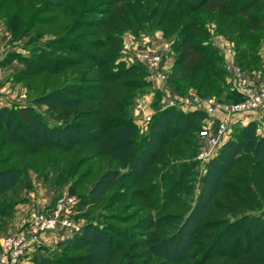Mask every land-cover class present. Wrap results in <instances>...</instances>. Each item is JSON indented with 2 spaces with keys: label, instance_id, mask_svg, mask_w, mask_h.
Listing matches in <instances>:
<instances>
[{
  "label": "trees",
  "instance_id": "1",
  "mask_svg": "<svg viewBox=\"0 0 264 264\" xmlns=\"http://www.w3.org/2000/svg\"><path fill=\"white\" fill-rule=\"evenodd\" d=\"M63 1H67L70 6L65 13L74 18L69 26L64 28L62 22L65 14L62 15L60 28L63 33L58 35L51 46H58L57 48L65 50L66 53H56L47 45V48L37 51L35 57L25 61L28 69L22 71L28 79L35 75L40 77L42 91L36 92L33 100L46 103L53 115L63 121L59 124H50L47 118L30 104L16 107L0 105V153L6 152L4 156L0 154V220L12 214L15 205L25 200L24 193L31 187L27 170L29 168L37 170V167H34V161H27L26 157L37 156L40 152L43 153L44 149L55 150L51 156H41L42 163L48 165L42 175L46 178L52 171L58 176L54 181L55 184H59L62 179L59 176L65 173V167H68L69 174L72 167L87 158L97 159L107 156L108 163L112 158L116 159L121 167L128 169L126 174L130 182L140 179L149 170L150 167L147 165L150 162L159 160L163 167L161 173L165 182L172 188H177L182 177L196 164V159L192 157L176 163L178 156L190 153H187L179 142L171 145L169 143L172 137L181 133L191 136L193 133L190 130L187 132L189 128L196 130L197 137L201 127L200 119L204 117L205 111L202 109L183 111L174 106L154 109L148 130L139 133L131 110L133 95L138 87L149 82L123 78L129 73H135L133 68L113 70L107 67V64L111 63L110 57L112 58L114 51L108 54L109 59L104 57L98 66L97 62L85 64L93 58L89 50L88 57L78 59L76 57L78 44L70 36L76 32V26L80 21H83L78 18V15L83 13L82 7L77 12L76 2ZM154 1L149 10L148 4L142 6L144 13L140 8L137 10L139 3H134L129 6L128 15L138 17L141 14L142 18L147 19L154 17L157 24L169 18L175 21L171 33L175 34L172 47L176 52V63L168 73V81L172 89L180 93L195 90L201 95H214L224 101L241 99L242 95L225 82V75L228 72L226 73L221 65L223 62L221 54L202 41L205 30L202 27L203 19L215 17L217 26L233 40L237 50V63L242 69L252 71L258 69L257 45L264 35V0H192L189 3H184L188 0ZM158 1L164 4L162 11L161 5L157 4ZM58 3L52 1V4ZM54 7L61 6L58 4ZM47 12L49 11L44 9L41 14ZM196 12H200L202 17L191 18ZM42 18L41 23L47 24L52 20L55 21L56 15H44ZM115 19L122 21V13L116 14ZM33 20L30 16L24 30L29 29L30 24L34 23L31 22ZM27 33L25 31L22 34L24 36ZM109 36H111L110 40L117 39L114 33ZM89 45L86 43L85 46ZM85 50L86 48L81 49L82 53ZM12 58V55H8L3 62L10 63ZM83 67L84 69L80 70ZM141 68L139 66L138 69L143 70ZM95 71H99V74L96 75L97 72L95 76L93 74L96 83L92 80L90 83V80H87L90 76L87 74ZM30 81L27 82L29 89L32 83ZM87 87L92 92L86 90ZM84 100L91 102L89 107L74 110ZM77 115L87 117L86 122L75 120ZM261 116L264 118V107L261 109ZM256 129L255 119L241 123L237 127L236 135L225 140L217 156L208 162V169L211 162L217 164L214 170L209 169L201 180L198 199L193 209L196 229L217 225H220V228L208 234L210 237L207 245L208 253L199 264L209 263L214 257H223L227 264H264V132L258 133ZM74 145L78 147L74 149L75 152H79L81 146H89V151L86 156H80L69 162L64 153ZM194 146L197 148V144ZM231 167H236L241 174L228 173ZM171 169L178 171L177 178L165 174ZM120 175L119 166L112 169L107 167L100 177L95 179L94 184L82 192L78 206L83 208L87 203L91 205L92 200L88 201L91 199L90 195L101 196ZM223 176L238 181L239 190L243 191V194L236 192L237 187L227 182L228 179L222 181ZM166 189L163 196L166 195ZM139 191L149 194L150 186L144 182ZM246 191L248 193L244 194ZM215 195H218L220 200H213ZM229 197L235 198L234 202L230 201ZM211 207L225 211V216L228 214L232 218L223 216L222 221H217L216 219L222 218L218 216V218L201 220V215L208 212ZM92 229L93 226L88 222L82 225L80 233L74 235L75 241L80 246L90 245L91 250L73 255L64 254L59 257L58 262L108 263V256L104 254L106 252L93 250L92 246L94 244L97 246L99 243L90 235Z\"/></svg>",
  "mask_w": 264,
  "mask_h": 264
},
{
  "label": "rangeland",
  "instance_id": "2",
  "mask_svg": "<svg viewBox=\"0 0 264 264\" xmlns=\"http://www.w3.org/2000/svg\"><path fill=\"white\" fill-rule=\"evenodd\" d=\"M52 1L53 0H0V105L16 107L30 104L40 111L50 124H59L63 120L55 117L46 103L33 100L34 94L42 91L41 84L39 83L41 82L40 77L35 75L28 79L26 74L24 75L22 73V71L28 69L25 61L31 59L33 56L35 57V53L41 48H47V45L51 47L50 49H54L56 53H66L65 50L57 48L58 46H51V43H55L54 41L57 40L58 35L63 33L62 28H60L62 15L65 14L64 21L62 22L64 28L69 26L74 17L65 13V11L70 9L67 1L55 0L57 3L59 2L60 8L66 6L67 9L54 7L58 4H52ZM73 1L78 4L77 12H79L81 7L83 11V13L78 15V18L83 19V21H80L76 26V32L70 36L72 39H75L78 44L76 48V57L78 59H84L85 56L88 57L89 50L93 55L92 59L95 58L96 60L93 61L91 59L89 62L86 61L85 64L97 62L96 65L98 66L102 63L101 61L104 57L109 59L108 54L114 51L112 58L110 57L111 63L107 64V67L113 70L133 68L135 69V73H129L123 78H135L137 80L149 82L148 84L138 87L137 92L133 95V107L138 98L151 96L150 104L153 109L158 110L162 108L166 102L164 92L157 87L159 84L157 78L149 73L147 68L137 60L135 54L140 50L146 51L148 48H150L151 51H156L157 54L161 53L162 62L160 64V70L166 74L165 84L172 89L168 81V73L176 63V52H174L172 47L175 34L171 33L175 27V21L170 18L164 19L161 21L160 25L157 24V20L154 17L147 19L142 18L141 14H139L138 17L137 15H135V17L128 15L129 6L134 3H139L137 10L140 8L141 12L144 13V7L142 8V6L148 4L149 10L155 2L154 0ZM190 1L192 0H188L184 3H189ZM157 4L161 5L162 11L164 4L160 1H158ZM44 9L49 12H47V14H41ZM120 13L123 15V20L117 21L115 15ZM52 14L56 15L55 21L52 20L47 24L41 23L44 15ZM30 16L34 19L31 22L34 23L30 24L28 30H24L29 22ZM194 16L202 17V14L196 12L191 18ZM136 19L139 20L136 21ZM202 27L205 29L202 39L203 43H207V45L215 48L217 52L221 54L223 58L221 65H223L226 73L228 72L231 60L233 61L231 65H237L242 69L236 61L237 50L233 40L228 38L229 36L217 26L215 17L204 18ZM25 31L28 33L23 36L22 33ZM112 33L117 36L116 40H110L111 36L109 35ZM199 37L201 38V36ZM86 43L90 45L85 46ZM227 44L231 46V59L227 57L229 54V52L226 51ZM257 46L259 58L256 59V62L258 63V69L255 68L256 70L253 69L252 71L242 70L250 81L254 82L256 85L262 86L264 85V35L260 44ZM83 48H86L84 53L81 51ZM8 55H12L13 57L11 62H3ZM139 66L142 67L145 72L138 69ZM83 69L84 67L80 68V70ZM78 73L80 74L81 71ZM95 73L97 75L99 71L87 74V76H90L89 79L87 78L88 81L90 80V83H96L94 80ZM227 75H225V82L231 87ZM28 80L32 82L30 89L27 87ZM86 90L92 92L88 87ZM192 92L197 93L195 90H192ZM93 94H95V91ZM197 94L201 97H208L199 93ZM90 103V101L84 100V102L77 105L74 110L88 108ZM133 107H131V110L134 116ZM177 109L187 111L180 107H177ZM206 117L207 113L205 112L204 117L200 119L201 124ZM254 119L257 121L256 131L258 133H263L264 118L261 116V110L256 113ZM75 120L86 122L87 117L77 115ZM134 121L139 133H145L148 130L150 122H140L139 118L135 116ZM241 123L244 124L243 121L237 120L232 124L228 138L236 135L237 127L241 125ZM189 130L193 133L191 136L181 133L176 137H172L169 143V145H171L172 143L175 144L179 142L184 146L186 152L190 153L189 155L178 156L176 163H179V160H188L189 157L196 159V164L182 177V181L177 188L169 187L165 182L161 173L163 167L160 165L159 160L150 162L147 165L150 167L149 170L152 171L147 170L140 178L141 180L137 179L136 182H130L126 174L128 169L121 167L119 161L116 159L112 158V161L108 163L107 156L97 159L87 158L86 160L83 159L79 165L72 167V171L69 174L67 173L68 167H65V173L61 177L59 176L60 179L62 178L64 180L61 179L59 184H55L54 181L58 176L53 174L52 171L46 178L42 175V172L48 165L43 164L41 159V156H51L54 154L55 150L53 148L44 149V152H40L37 156H27L26 160L31 162L34 161V167H37V170L32 168L27 170L31 187H29L24 194L26 196L27 193L29 194L32 190L36 191L37 196L45 197V206L42 208L41 206L38 208L37 206H31L23 216L31 210L51 211V208L54 207L55 201H57L59 197L71 195L74 196L75 200L72 205L64 211V214L72 222L80 223V227L75 230L71 226L62 227L58 224L60 228L56 227L45 230V232L37 237V241L32 244L26 256L22 259L21 264H69L63 261L58 262L59 257L64 254L73 255L91 250L90 245L86 247L80 246L74 239L75 233H80L82 225L88 222L93 226L90 235L93 236V240L95 239L99 243L97 246L93 243V250L95 252H106L104 253L108 256V263L106 264L201 263L208 253L207 245L210 240L208 234L218 230L220 225L196 229V218L193 209L198 199L202 177L208 173L207 171H209V169L214 170V166L217 164L211 162V166L209 165L208 169V162L211 158L217 156L219 150L207 160L196 158V154L199 151V144L201 143L200 137L198 135L197 137L195 136L196 130L189 128L187 132H190ZM195 144H197V148L194 146ZM75 148L78 147L74 145L72 149L64 153L66 160L69 162H73L80 156H86L89 151V146H81L78 149L79 152H75ZM5 153L0 154L4 156ZM116 166H119L121 172L118 180H115L101 196L94 194L90 195L91 199L88 201L90 202V200H92L91 205L87 203L83 205V208L79 207L78 200L82 192L93 185L95 179L99 178L100 174L106 170L107 167L112 169ZM232 172L241 174L236 167H231L228 173L231 174ZM259 172L258 169V173ZM166 173H168L167 175H172V178H177L178 171L171 169L165 172V174ZM145 178H147V181H145ZM226 179L228 178L223 176L222 181ZM108 180L109 179H107V181ZM144 182H146V185L150 186L149 194H143L142 191H139L140 186L144 184ZM227 182L234 185L233 187H237L235 188L236 192L243 194V191L239 190L240 183L238 181H235L234 178H229ZM165 189L166 195L163 196L162 194ZM247 193L246 191L244 194ZM218 198L219 196L215 195L213 200H220ZM27 199L28 198H25L23 201ZM229 200L234 202L235 198L229 197ZM40 202H42V200ZM258 204L255 205L259 206ZM240 208L244 209L243 207ZM218 216L222 218L219 219ZM223 216H225V211L211 207L208 212L201 215V220L217 217V221H222ZM228 217L230 218V215L227 214L225 218ZM16 230L17 228L12 231ZM206 264L227 263L224 261L223 257H214Z\"/></svg>",
  "mask_w": 264,
  "mask_h": 264
},
{
  "label": "built area",
  "instance_id": "3",
  "mask_svg": "<svg viewBox=\"0 0 264 264\" xmlns=\"http://www.w3.org/2000/svg\"><path fill=\"white\" fill-rule=\"evenodd\" d=\"M227 57L231 59V46L226 45ZM137 60L147 68L149 73L157 78L159 87L165 95L166 102L163 107L176 106L186 110L202 109L207 117L198 130L200 137L199 151L196 158L207 160L217 153L223 142L229 137L232 124L246 119L264 107V85L259 86L250 81L245 72L237 65L228 68L227 79L231 88L239 92L242 97L236 101L224 102L216 96L201 97L192 90L180 93L172 90L165 84L166 74L160 70L162 62L161 53L156 51L140 50L135 54ZM228 59V60H229ZM151 96L138 98L134 103V116L140 122H150L154 109ZM74 196H62L55 201V205L48 210H31L21 218L20 227L16 231L8 232L0 237V264H21L22 259L37 241V237L45 230L71 226L75 230L80 223L72 222L65 214L74 202ZM63 215V216H62ZM58 224L60 226H58Z\"/></svg>",
  "mask_w": 264,
  "mask_h": 264
},
{
  "label": "crops",
  "instance_id": "4",
  "mask_svg": "<svg viewBox=\"0 0 264 264\" xmlns=\"http://www.w3.org/2000/svg\"><path fill=\"white\" fill-rule=\"evenodd\" d=\"M255 117H256V113H253L252 115L250 114V116L247 117L246 119L244 120L241 119V121L245 123L246 121L250 119H254ZM35 192L36 191L32 190L29 194L27 193L25 197L28 199L26 201H21L17 203L14 207L12 214L8 218H2V220H0V237L3 234L11 232L16 228L19 229L21 218L26 213L29 207L37 206L38 208L39 206H41L42 208L45 206L44 204L45 197L44 196L40 197L39 195L37 196V192L36 193ZM41 200L42 202H40Z\"/></svg>",
  "mask_w": 264,
  "mask_h": 264
}]
</instances>
